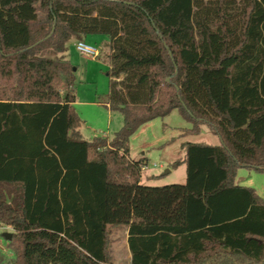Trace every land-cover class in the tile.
<instances>
[{
    "label": "trees",
    "instance_id": "1",
    "mask_svg": "<svg viewBox=\"0 0 264 264\" xmlns=\"http://www.w3.org/2000/svg\"><path fill=\"white\" fill-rule=\"evenodd\" d=\"M108 39L111 138L84 139L69 41ZM177 110L218 145L185 142L181 184H143V124ZM264 0H0V226L6 264H264ZM1 264V263H0Z\"/></svg>",
    "mask_w": 264,
    "mask_h": 264
},
{
    "label": "rangeland",
    "instance_id": "2",
    "mask_svg": "<svg viewBox=\"0 0 264 264\" xmlns=\"http://www.w3.org/2000/svg\"><path fill=\"white\" fill-rule=\"evenodd\" d=\"M105 38L103 35H95ZM93 43V42H92ZM102 44L97 60L91 61L84 58L75 48V42L69 41L66 45V57L76 68L74 89L76 101L73 104L76 113L83 121L80 132L84 139L94 136H108L111 138L122 126L120 113L109 112L105 107L109 89V78L106 75L109 69L107 58L108 49ZM98 47V46H96ZM93 101L95 104L90 103ZM191 124L182 118L177 110L171 111L163 118L153 119L140 126L131 136L129 141V156L133 160L146 157L148 168L141 171L145 175L153 173L155 176L149 181L143 179L149 186L167 184H181L185 181V166L176 168L170 164L184 155L183 143H202L218 145L219 140L211 133L206 125L201 126L198 134L183 135L184 128ZM144 153V154H143ZM156 164L157 166H153ZM166 169L170 173L164 174ZM236 182L240 185L253 187L257 194L264 200V172H255L246 168H239ZM123 227L114 229L110 235V264H128L126 241ZM10 232V227L0 226V263L6 264L15 259L14 252L8 248L7 240L3 233Z\"/></svg>",
    "mask_w": 264,
    "mask_h": 264
},
{
    "label": "crops",
    "instance_id": "3",
    "mask_svg": "<svg viewBox=\"0 0 264 264\" xmlns=\"http://www.w3.org/2000/svg\"><path fill=\"white\" fill-rule=\"evenodd\" d=\"M106 37V36H105ZM106 39H107V37H106ZM74 41V40H73ZM84 41L86 42V43H88V44H91V45H93V46H98L97 48H98V50H100L101 49V47H102V44L104 43V42H106V44H105V46H106V48L108 49V46H107V42H108V39L105 41V38L103 39V38H101L100 36H95V35H91V36H87L85 39H84ZM74 42H76V41H74ZM93 42V43H92ZM84 57V56H83ZM84 58H86V57H84ZM87 59H90L91 61H93V60H97V59H100V58H87ZM110 66V65H109ZM109 68V67H108ZM75 70H76V68H75ZM90 103H92V104H95L93 101H90ZM105 107H106V109L111 113L112 111H110L109 109H108V107L105 105ZM108 137V136H107ZM130 139H131V137H130ZM130 141V140H129ZM129 148H130V145H129ZM184 148V147H183ZM144 154V153H143ZM184 154H185V150H184ZM183 157H184V155H183ZM182 157V158H183ZM143 158H145V161L147 162V158L146 157H143ZM181 158V159H182ZM147 164V163H146ZM182 165V164H181ZM184 165V164H183ZM185 166V165H184ZM239 170V169H238ZM238 170H237V174H238ZM171 172V170H169V172L168 173H170ZM237 174H236V176H237ZM155 175L153 174V173H151V174H147V175H145L144 173H142V180H141V182L144 184V181H143V179H146L147 181H149L151 178H153ZM235 184H237V185H240V184H238L237 182H236V178H235ZM123 231H124V234H125V241H126V253H125V256H126V258L128 259V264H130V258H131V254H130V251H129V249H128V245H127V236H128V228H126V227H123Z\"/></svg>",
    "mask_w": 264,
    "mask_h": 264
},
{
    "label": "built area",
    "instance_id": "4",
    "mask_svg": "<svg viewBox=\"0 0 264 264\" xmlns=\"http://www.w3.org/2000/svg\"><path fill=\"white\" fill-rule=\"evenodd\" d=\"M75 48L79 54L86 58H96L99 54V50L96 46L86 43L84 40H78L75 42ZM157 166L156 164L153 165ZM148 168L147 164L141 166V171H145Z\"/></svg>",
    "mask_w": 264,
    "mask_h": 264
},
{
    "label": "water",
    "instance_id": "5",
    "mask_svg": "<svg viewBox=\"0 0 264 264\" xmlns=\"http://www.w3.org/2000/svg\"><path fill=\"white\" fill-rule=\"evenodd\" d=\"M74 70H75V68H74ZM168 172H169V169H166L164 171V174H166ZM3 237L5 238V240H9L11 238V233L10 232H5V233H3Z\"/></svg>",
    "mask_w": 264,
    "mask_h": 264
}]
</instances>
